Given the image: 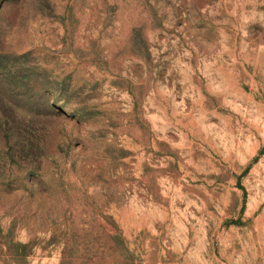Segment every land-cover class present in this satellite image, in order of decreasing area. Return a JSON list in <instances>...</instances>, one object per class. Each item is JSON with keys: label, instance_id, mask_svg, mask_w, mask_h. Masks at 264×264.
Segmentation results:
<instances>
[{"label": "rangeland", "instance_id": "1", "mask_svg": "<svg viewBox=\"0 0 264 264\" xmlns=\"http://www.w3.org/2000/svg\"><path fill=\"white\" fill-rule=\"evenodd\" d=\"M0 264H264V0H0Z\"/></svg>", "mask_w": 264, "mask_h": 264}]
</instances>
